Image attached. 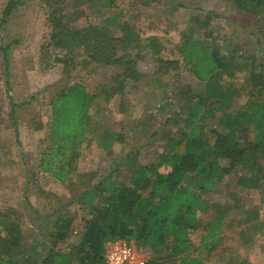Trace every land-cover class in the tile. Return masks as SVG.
<instances>
[{
  "label": "trees",
  "instance_id": "obj_1",
  "mask_svg": "<svg viewBox=\"0 0 264 264\" xmlns=\"http://www.w3.org/2000/svg\"><path fill=\"white\" fill-rule=\"evenodd\" d=\"M116 1L107 0L109 6ZM140 1L146 2V6L150 4L149 0ZM232 2L246 19L264 20V0ZM21 4V0L7 2L1 12L0 26ZM49 6L54 10L50 41L55 47L82 48L89 62L116 70L112 83L104 85L99 94H91L83 83L73 82L52 95L46 135L49 143L40 154L41 171L52 173L61 182L70 174L76 178L81 191L71 203L85 209L89 218L78 221L79 240L73 253L64 252L63 244L72 236L76 218L57 214L55 218L46 219L38 236H45L43 244L49 245L44 247L39 259L35 245L38 238L32 239V247L26 246L20 225L2 221L0 213V264H106L104 245L116 239L133 241L154 254L155 261L149 264H163L172 257H179V264H201L207 259L191 255L190 235L202 231L200 250L215 247L221 241L229 212L228 207H221L206 195L236 172L239 174L237 185L244 190L264 186V168L259 163V156L264 154L263 65L246 64L245 60L251 55H237L236 47L225 53L221 51L211 39L209 17L195 23L204 30V36L183 39L178 50L183 66L203 86L202 90L189 93L185 98L187 118L183 125L174 135H164L166 142L162 151L148 164L137 163L138 152L134 151L121 157L102 177L92 172L77 173L74 168L81 148L95 138L90 113L93 105L97 100L108 103L116 98L120 101V111L125 112L128 105L124 97L126 82L135 84L144 78L137 68L142 57L132 54L133 50L138 52L141 40L132 25L115 23L114 19L74 29L69 27L73 13L55 16L65 10L57 9L53 2ZM81 14L82 11L78 16ZM111 25L118 27L122 36L115 37ZM258 32L264 37V28ZM252 34L259 43L257 34ZM146 45L156 56L160 71L178 65L179 61L159 57L165 48L160 41L149 37ZM9 46H1L0 51L6 55ZM234 79H242L243 83L237 85ZM248 87L246 101L233 111L235 100ZM14 107L12 104V114ZM36 127L43 126L38 123ZM128 128L133 132L141 126L132 124ZM100 133L102 143L96 142L110 155L114 142L124 140L120 132L104 130ZM159 134L157 131L152 136L157 138ZM121 167L127 169L126 174L117 178ZM209 211L213 215H209L204 224L199 217L207 216ZM242 217L241 224L246 225L258 219V212L246 209Z\"/></svg>",
  "mask_w": 264,
  "mask_h": 264
},
{
  "label": "rangeland",
  "instance_id": "obj_2",
  "mask_svg": "<svg viewBox=\"0 0 264 264\" xmlns=\"http://www.w3.org/2000/svg\"><path fill=\"white\" fill-rule=\"evenodd\" d=\"M8 1L0 0V17ZM51 2L57 9L65 10L55 16L74 14L69 27L80 29L114 19L115 23L132 25L141 40L138 52L133 50L132 54L141 55L137 68L144 78L136 84L129 82L125 90V99L130 101L132 112L120 115L116 98L108 103L103 99L96 101L91 109L95 138L80 150L76 164L80 173L92 172L102 177L121 157L134 151L138 152L137 163L148 164L155 160L157 152L162 151L166 142L164 135H174L183 125L187 118V109L183 105L185 98L189 93L202 90L203 86L183 66L178 50L183 39L204 36V30L195 23L209 17L211 39L221 51L225 53L236 47L237 55H251V58L254 55L245 60L246 64L263 65L264 68V37L258 32L264 28V20L246 19L235 9L232 0H149V6L140 0H118L111 6L107 0H21L18 9L0 26V47L10 45L6 55L0 51V213L2 221L20 225L26 246L32 247V239L38 238L35 245L39 259L48 244H43L45 236H38L46 221L58 213L76 218L73 234L63 244L64 252L73 253L79 240L78 221L89 218L85 209L76 203L70 204L81 191L80 187L59 185L49 174L29 168L34 169L39 153L49 143L46 135L51 97L73 82H81L89 93L99 94L104 85L112 83L111 78L116 72L114 68L89 62L82 48L72 50L54 46L50 41L54 11L53 6H49ZM110 27L115 37L122 36L118 27ZM252 32L261 40L259 43ZM149 37L165 45L160 58L179 61L178 65L160 71L156 56L146 45ZM233 81L237 85L243 83L242 79ZM248 91L249 87L241 92L233 111L246 101ZM166 102L167 106L162 109ZM12 104L15 105L13 114ZM38 123L43 127L37 129ZM133 123L141 128L130 131L128 127ZM104 130L120 132L124 136L123 141L114 142L111 155L98 145L99 141L102 143L100 132ZM157 131L160 134L156 138L152 134ZM259 162L264 168V154L259 156ZM124 167L116 174L117 178L126 174ZM238 176L236 172L227 177L217 184L214 192L206 195L210 201L225 209L228 207L229 212L221 241L215 247L200 250L202 231L190 235L193 242L191 255H202L207 259L201 264H264V207L260 229L256 223L254 226L241 224L243 210L256 206L260 199L264 203V189L262 192L244 190L237 185ZM206 215L199 217L204 224L213 213L209 211ZM126 242L141 249L133 241ZM149 253L154 259V254ZM153 259L147 264L154 262ZM179 263V257H172L163 264Z\"/></svg>",
  "mask_w": 264,
  "mask_h": 264
},
{
  "label": "built area",
  "instance_id": "obj_3",
  "mask_svg": "<svg viewBox=\"0 0 264 264\" xmlns=\"http://www.w3.org/2000/svg\"><path fill=\"white\" fill-rule=\"evenodd\" d=\"M104 246L106 264H147L152 259L148 250L138 249L121 239L109 240Z\"/></svg>",
  "mask_w": 264,
  "mask_h": 264
},
{
  "label": "crops",
  "instance_id": "obj_4",
  "mask_svg": "<svg viewBox=\"0 0 264 264\" xmlns=\"http://www.w3.org/2000/svg\"><path fill=\"white\" fill-rule=\"evenodd\" d=\"M200 82V81H199ZM129 83V82H128ZM127 82H126V85H125V90H126V87H127V84H128ZM132 83V82H131ZM136 84V83H135ZM88 92V91H87ZM126 96V91H125V95H124V97ZM126 100V99H125ZM120 102V101H119ZM127 107H125V112H121L120 111V107H119V105H120V103H118V107H117V111H118V113L121 115V114H123V115H128V114H130L131 112H132V110H131V104H130V101H128L127 100ZM166 105H164L163 107H162V109L165 107V106H167V102L165 103ZM95 105V104H94ZM94 105H93V107H94ZM92 107V108H93ZM90 113H91V110H90ZM91 117L93 118V116H92V114H91ZM121 122H123V121H121ZM167 123V122H166ZM134 124V127H136L137 126V123H133ZM40 154H41V152L39 153V160H38V163L35 165V167H34V169H33V167H29L30 168V170H32V171H36V172H40V173H42V174H49L55 181H57L58 182V184L59 185H62V186H67V187H70V188H73V187H76V188H78L79 187V184H78V182H77V180H76V178L74 177V176H72L71 174H70V176H69V178L66 180V181H64V182H61V181H59L58 179H56L55 177H54V175L52 174V173H48V172H44V171H41V169H40ZM260 163V162H259ZM261 165V164H260ZM262 166V165H261ZM74 171H76L77 173H80V172H78V170H77V165H75V168H74ZM263 183H264V180H263ZM239 186V185H238ZM264 189V186L262 187V188H258V189H253V190H249V191H260V192H262V190ZM79 192V191H78ZM77 192V193H78ZM76 193V194H77ZM261 195V194H260ZM74 198V197H73ZM73 198H72V200L71 201H73ZM70 204H74V203H71L70 202ZM77 204V203H76ZM264 205V203H263V200L261 201V199L259 200V202H258V204L255 206V205H253V207H250V208H247V209H254V210H256L257 212H258V219L257 220H255V221H253V222H251V223H249V224H246V225H252V226H254V224L256 223V224H258V229H260V227H262L263 226V217H262V213H261V209L264 207L263 206ZM246 210V209H245ZM58 214H61V213H58ZM62 215H64V216H66L65 214H62ZM228 218V217H227ZM242 218V220H243V217H241ZM241 220V221H242ZM258 222V223H257ZM244 225V224H243ZM224 227H226V224L224 225Z\"/></svg>",
  "mask_w": 264,
  "mask_h": 264
}]
</instances>
